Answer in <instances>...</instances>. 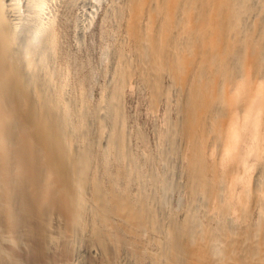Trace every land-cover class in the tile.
<instances>
[{"label": "bare ground", "instance_id": "obj_1", "mask_svg": "<svg viewBox=\"0 0 264 264\" xmlns=\"http://www.w3.org/2000/svg\"><path fill=\"white\" fill-rule=\"evenodd\" d=\"M0 264H264V0H0Z\"/></svg>", "mask_w": 264, "mask_h": 264}, {"label": "rangeland", "instance_id": "obj_2", "mask_svg": "<svg viewBox=\"0 0 264 264\" xmlns=\"http://www.w3.org/2000/svg\"><path fill=\"white\" fill-rule=\"evenodd\" d=\"M106 1V0H105ZM88 5H91L90 4V2L88 1ZM84 8H86V6H83ZM102 8V6L100 7V9ZM99 9V10H100ZM75 10H77V9H75ZM102 10L103 9H101V11L100 12H102ZM74 14H75V12H74ZM63 23V25L65 24V27L64 26H62L61 25V27H63L62 29H63V32L64 33H66V34H64V36H65V38L67 39V38H69V39H67L68 41L67 42H70L71 40H73V41H71V43H68L69 45L70 44H72V46L74 47H72L71 45V47L70 46H68L69 48H71V49H74L73 51L71 50V49H69V50H71L72 52H75L76 51V49H78V48H75V46H77L76 44H75V37L73 36L74 34H73V32H74V30H73V27H72V25L71 26H69V28H71L72 29V31H71V29H68V27H66V25L68 24L67 22H62ZM67 23V24H66ZM70 24V23H69ZM68 24V25H69ZM67 25V26H68ZM95 28V26L94 25H91V29H90V36H88V39L87 40H89V41H86V42H88L86 45H88V46H86L85 44H84V48H82V50H83V52L84 51H87V52H82V54H81V52H80V54H78V55H80V57L82 56L83 58H87L88 59V61L90 60V62L91 61H95L96 62V64L98 63L97 61H98V59H99V57L98 56H100V53L98 52V55L96 54L97 53V50H101V48H100V46H102V43H100L101 41H102V38H101V36L99 37L98 36V34H99V32L97 31V33L96 32H94V31H96L97 29H94ZM67 29H68V31H67ZM67 32H69V33H67ZM68 34V35H67ZM72 35V36H71ZM98 37H99V39H98ZM73 38V39H72ZM71 39V40H70ZM101 39V40H100ZM98 40H100L99 41V43L101 44H98ZM74 44V45H73ZM90 44V45H89ZM95 45H96V47H95ZM97 45H98V47H99V49H98V47H97ZM100 45V46H99ZM85 46L87 47L86 48V50H85ZM96 49H95V48ZM88 48H90L89 50H88ZM93 48V49H92ZM92 49V50H91ZM90 50H91V52L93 51H95V53L93 54V52H92V54H90V55H88L89 53H91L90 52ZM77 52V51H76ZM83 54H84V56H83ZM87 54V55H86ZM96 54V56H93V55H95ZM87 56V57H86ZM89 56H92V58H89ZM94 57V58H93ZM98 59H97V58ZM86 59V60H87ZM93 59V60H92ZM93 62H91V63H93ZM92 65H94V63L92 64ZM135 86V85H134ZM131 87H132V85H130L128 88H127V97H128V101L126 100V103H128V108L130 109V113H131V116H132V118H134L135 116V120L136 121H139L140 122V126H142L143 125V128L145 129V130H149V128L151 127V129L149 130V131H146V132H150L149 134H148V137H149V140H150V138H151V140L153 141L154 139H155V136H153L154 134V126L155 125H153V124H155L156 122L158 123V125H160L162 122H158V120L155 118V116H154V114L151 112V110H150V106L148 105V102H147V96H144L143 94H145V95H147L146 94V92H144L143 90H142V92H143V94L141 93V90H139L136 86V90L135 89H131ZM131 89V90H130ZM139 92H138V91ZM129 91V92H128ZM129 94V95H128ZM126 97V98H127ZM145 97V98H144ZM146 100V101H145ZM161 109V108H160ZM162 110V109H161ZM159 111V113H158V115H161L162 113H163V111ZM150 112V113H149ZM135 113V114H134ZM134 115V116H133ZM152 115V116H151ZM151 117H153V118H155L154 120L151 118ZM137 118V119H136ZM157 120V121H156ZM152 121H154L153 123H152ZM139 122H136V123H138V125H139ZM142 123V124H141ZM151 124H152V126H151ZM146 125V128L144 127ZM147 126H148V129H147ZM150 126V127H149ZM153 132V133H152ZM153 138V139H152Z\"/></svg>", "mask_w": 264, "mask_h": 264}]
</instances>
